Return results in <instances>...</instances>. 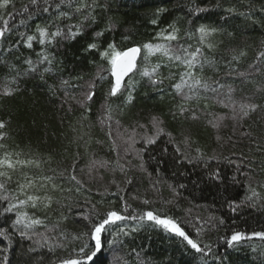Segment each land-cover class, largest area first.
I'll use <instances>...</instances> for the list:
<instances>
[{
  "label": "trees",
  "instance_id": "1",
  "mask_svg": "<svg viewBox=\"0 0 264 264\" xmlns=\"http://www.w3.org/2000/svg\"><path fill=\"white\" fill-rule=\"evenodd\" d=\"M97 2L99 7L93 12L95 20L84 21L81 35L75 39L58 40L54 47L47 48L54 59L52 70L45 73L43 79L38 74L20 75L17 78L18 90L13 95L0 94V122L5 123L0 132L6 134L5 139L0 141L5 145L0 149V157L8 152L13 154V160H34L41 164L40 168L35 164L18 165L12 172V181L7 185L9 193H17V182L26 183L25 174L34 178L55 176L56 183L65 188L74 187V182L70 183L67 179L73 167L85 185L79 193L75 190L63 194L50 193L62 205L69 207L53 203L46 211L32 208L18 210H26L30 215L41 218L49 217L46 221L49 227L63 212L68 220L61 224V229L84 234L90 231V225L83 215H92V205L102 219L110 210L122 211L126 202L130 206L129 213L141 214L152 210L161 216L176 219L194 238L196 229H202L200 239L213 245L222 258V264H264V241L253 238L241 242L236 248L226 245L233 232L250 235L254 231H264V187L261 186L264 185V65L257 63L259 53L264 51V0ZM26 5L31 11L29 0H11L6 9H0V14L11 13L14 17L10 20V25L14 26L13 33L0 45L4 49L0 54L3 61L0 63V84L16 76L17 71L23 73L27 67L24 63L26 59H39L37 54L42 46L34 42L33 48H27L20 33L32 34L35 25L43 26L46 22L53 29L57 25L64 28L67 24L78 23L79 14H73L70 20H55L53 12L51 18L48 14H40L26 21V25H20L19 21L27 17V13L21 11ZM61 10L72 13V9L66 6ZM109 24L112 25L111 30H108ZM169 26L179 30L180 43L194 47L200 27L215 29L206 38L207 42L215 45L214 51L205 49V52L216 64L205 67V76L220 79L221 82L227 79L236 88V100L250 98L248 102L260 107L244 120L225 119L219 128L212 127L208 121L230 113L211 99L192 102V106L197 108L198 120L186 118L187 114L173 118L172 113L180 101L171 89L175 81L165 79L163 85L154 87L147 78H142L138 73L144 66L143 50L137 69L131 75L134 85L131 103L127 100V92L109 99L108 91L114 80L105 71L110 65L101 59V52L112 43L117 49L126 50L148 42H162L156 37L164 29L171 31ZM99 32L103 35L98 36ZM93 43L97 48L89 49L88 46ZM9 47L12 51L7 50ZM241 51L246 55L241 56L238 63L232 61L229 64L232 56L239 55ZM160 59L158 55L152 56L149 63L155 64ZM253 64L257 66L252 67ZM226 66L245 73V76L226 77ZM44 67L48 65H40L41 70ZM216 68L219 70L216 71ZM160 71L165 77L169 74V69L165 67H161ZM98 74L105 78L99 79ZM65 80L69 82L67 85L62 84ZM89 92L95 93L91 100L87 99ZM106 101L112 108V120L108 122L112 126L111 138L107 134V124L102 123ZM205 103L208 104L207 109L200 111ZM153 117L163 121L164 132L171 133L175 144L163 134L155 145H147V150L141 153L147 169L143 171L135 151L125 154L128 145L117 136V129L125 139L135 129L139 142L134 147L141 149L145 146L141 139L145 129L139 125H147L149 134H152L150 121ZM185 137H190L191 141L188 154L195 156V149L199 148L204 154L203 159L192 163L177 162L179 155L175 147L178 145L184 151L182 141ZM113 139L116 141L115 150ZM165 148L167 152H164ZM92 161H96L97 166L91 168L89 175ZM101 163L105 166L100 167ZM119 165H124L126 171L122 172ZM215 172H219L218 179L210 176ZM128 178L131 184L126 183ZM117 184L122 191H118ZM181 184L185 187L180 188ZM249 184L261 193L262 199L256 202V207L244 203L233 212L230 202L240 204L244 201L245 196L250 194ZM27 191L44 195L38 187ZM23 198L19 196V199ZM144 199L150 203L145 205ZM6 204L0 202V213H3ZM14 218L15 211L0 214V230L7 228L12 234L11 244L0 237V264H5V258L7 264H61V260L69 254L75 256L84 244L89 245L86 251H91L87 235L71 243L64 242L66 247L52 250L47 246L39 247L34 241L39 239L38 233L45 229L30 230L33 239L28 240L21 237L18 231L13 232L11 223ZM120 227L129 234L122 235L120 242L105 247L102 255L98 254L104 264H203V258L194 254L186 242L153 226L150 221L119 222L112 226V232ZM134 228L138 230L132 231ZM48 235L56 236L58 232ZM111 235V232L105 233L108 239ZM30 248L36 250L30 251ZM90 264H95V260ZM209 264L213 262L209 260Z\"/></svg>",
  "mask_w": 264,
  "mask_h": 264
},
{
  "label": "snow or ice",
  "instance_id": "2",
  "mask_svg": "<svg viewBox=\"0 0 264 264\" xmlns=\"http://www.w3.org/2000/svg\"><path fill=\"white\" fill-rule=\"evenodd\" d=\"M11 0H2L0 3V9H6ZM29 3L32 7L28 5L22 8V13H27L26 19H21L19 21L20 25H26V21L32 20L36 15L48 14L51 18L53 12L55 13V20L61 19H71L73 14L78 15V23L67 24L64 28H61L57 25L54 29L51 24L47 22L41 26L40 24L35 25V31L32 34L20 33L21 39L24 42V45L31 49L33 48L34 42L42 46V50L37 54L39 59L33 61L32 59H26L24 63L27 65L23 73L17 71L16 76L11 79H6L0 84L2 88V95H13L15 91L18 90L17 78L20 75L24 74H38L41 79H43L44 74L50 72L51 65L53 63V57H50L47 52L48 47H54L58 40H69L75 39L76 36L82 34V27L84 21L89 19L95 20L93 12L99 7L97 0H29ZM66 6L69 9H72L70 14L68 11H62V7ZM50 9L52 11H50ZM197 11H205V9H197ZM229 11H233L229 9ZM7 16L8 18H5ZM11 13H2L0 14V45H3L6 42V38L13 33V25H10V20L13 19ZM155 23V21H153ZM171 31L167 29L162 30L158 36L157 40L162 41L158 43L148 42L143 45H137L130 47L126 50L117 49L114 43L109 44L107 49L101 52V59L106 60L110 67L105 69L108 71L114 81L111 84L108 91V98L117 97L124 92H127V100L131 103L133 97L131 94V89L134 85L132 83V77L130 73H133L137 69V59L140 57V54L143 50V61L144 66L140 68L139 75L142 78H147L148 82L154 87H158L164 84L165 79L174 80L175 82L171 85L172 92L176 97L180 98L179 103L176 105V111L172 113L173 118L177 116L190 118L192 120H198L200 117L197 114V108L192 106V102L208 99L213 100L216 104L227 109L230 115H221L214 120L208 121L214 128H219L220 124L225 119L244 120L250 116L251 113L255 112L260 105L248 102V99L245 100H236L234 98V93L236 88L232 83L228 82L225 79L221 82L220 79L213 80L211 76H205L204 70L205 67H213L216 64L212 58H210L205 49L208 52L214 51L215 45L207 42V37L214 33L215 29H205L204 27L199 28V37L197 40V45L194 47L191 44H182L180 43V37L178 36L179 30L173 26H169ZM112 25L109 24L108 30H111ZM66 29V30H65ZM98 36L103 35V32L97 33ZM175 42V43H173ZM19 47V43L16 45ZM89 49H96L97 45L95 43L90 44ZM8 51H12V48L9 47ZM4 51L3 48H0V54ZM158 55L161 59L155 64L149 63V58L152 56ZM246 55L244 51H241L239 55H233L229 64L232 61L237 63L240 60L241 56ZM264 51L260 52L257 57V63L264 65ZM3 61L0 60V63ZM47 64L48 67L40 69V65ZM256 64H253L252 67H256ZM165 67L169 69V74L165 77L160 69ZM225 72L226 77H244L245 73L238 72L235 68L227 67ZM172 69H177L178 71L173 72ZM219 69L216 68V71ZM125 77H128V80L125 81ZM98 78L103 80L105 77L98 74ZM69 82L67 80L62 81L63 85H67ZM92 87H95L93 85ZM158 90H162L159 89ZM94 92H89L87 94V99L91 100ZM208 104H204V108L200 111L206 110ZM112 108L111 104L106 101V112L105 118L102 120V123H106L108 127V136L112 137V126L109 121L112 120ZM119 124V121L116 122ZM153 132L149 134L147 125H139V127L144 128L145 131L141 135V139L144 141V147L141 149H135V144L138 143L136 136L138 133L135 129L127 136L125 139L123 133H120L117 129V136L128 145V148L125 149V154L127 155L130 151H135L137 156L140 158L141 163L139 165L140 169L147 171L145 168L143 157L141 153L147 150V145H155L157 139L160 135L166 134L169 137V142L175 144L174 138H172L171 133H165L162 127L163 121L159 117H153L150 121ZM5 128V123L0 122V129ZM127 131V130H125ZM6 134L0 132V141L5 139ZM184 145V151H182L180 146L175 147V152L179 155V160L177 162L187 161L192 163L194 160L203 159L204 154L199 148L195 149L196 155L190 156L187 152V149L191 146L190 137H185L182 141ZM113 150L116 148L115 139L112 140ZM5 145L0 143V149H3ZM164 152H167V149H164ZM12 153L5 152L2 157H0V202H7L6 206L3 208V213H11L15 211V218L11 223V228L13 232L18 231L20 236L28 240L33 239V235L29 234L30 230L34 231L36 228H44V232L38 233L39 239L34 241V244L39 247L47 246L49 250H52L55 247H66L64 242L71 243L72 241L80 240L82 235H87L89 241L91 242V251H86L89 247L88 244L82 245L75 256L69 254L67 258L61 260V264H90L95 260V264H104V261L99 259L98 254L102 255V250L105 247L111 246L120 242V237L122 235L126 236L129 233L124 230V228H117L112 232V226L119 224V222L126 221H150L153 226H157L160 229L166 231L169 234L174 235L181 239L182 242H186L194 254H199L203 258V264H209V260L216 264L219 260L222 264V258L218 256L215 252L213 245L210 243H203L200 239L201 230L196 229L195 238L188 233L185 228L181 225L179 221L170 217V216H161L158 213H154L152 210L144 211L141 214H132L129 213V207L126 202L122 211L110 210L104 217L99 218L98 213H95V205H92V215H83V219L87 220L90 225V231L84 234H75L67 232L61 229V224L66 223L68 220L67 215L63 212L60 213V216L52 224L51 227L46 223L49 217L45 216L43 218L35 216V214L30 215L28 211H20L18 209H37L39 211H46L51 208L53 203L57 204L60 207H69L68 205H62L61 201L54 199L53 195L50 193L60 192L61 194L68 192L71 193L74 190L79 193L81 188H84V182L78 178L75 174V168L73 167L72 171L67 176L68 181L74 182V187L65 188L63 185L56 183L55 176L41 175L38 177H30L25 174L26 183H19L16 194H11L8 191L7 185L12 181V172H15L17 166H29L35 164L37 168L41 167L40 162L34 160H13ZM19 155V154H17ZM119 155V154H118ZM119 164V161H117ZM96 161H92L90 166L89 175H91V168L96 167ZM100 167L105 166L104 163L99 165ZM122 172L126 171L124 165H119ZM7 169V170H5ZM63 175V173H59ZM151 176V173H148ZM212 178H219V172L211 173ZM113 183H116L113 181ZM126 183L131 184L132 181L130 178L126 180ZM264 187V185H261ZM39 188L44 191V195H38L35 193H30L27 190L32 188ZM180 188H184L185 185L181 184ZM118 191H122L117 184ZM175 192V189L173 190ZM248 195L245 196L244 201L240 204L235 201L230 202L229 207L233 212L241 207L242 204L247 203L251 207H256V202L261 200V193L257 191L255 187H252L251 184L248 185ZM179 195L178 192L175 193ZM101 195H103L101 193ZM19 196H23V199H19ZM67 199V197H66ZM145 205L149 204L150 201L147 199L143 200ZM171 203V201H169ZM0 213V214H3ZM128 213V214H125ZM223 219L220 220V223L223 224ZM195 227V226H194ZM138 229H132L136 231ZM58 232V235L50 237L48 233ZM111 232V239H108L105 236V233ZM0 237L4 240H7L9 244L12 243V234L9 233L7 228H2L0 230ZM253 238H258L261 241H264V231H254L250 235L244 232H233L229 239L226 241V245L229 247L236 248L243 241H250ZM30 251H35V248H30ZM139 256V253H137ZM5 264H7V259L5 258Z\"/></svg>",
  "mask_w": 264,
  "mask_h": 264
},
{
  "label": "water",
  "instance_id": "3",
  "mask_svg": "<svg viewBox=\"0 0 264 264\" xmlns=\"http://www.w3.org/2000/svg\"><path fill=\"white\" fill-rule=\"evenodd\" d=\"M140 57H141V54H140ZM140 57H138V59H137V66H138V61H139ZM134 72H135V71H134ZM134 72H133V73H134ZM133 73H130V76H131ZM127 78H128V77H125V80H126ZM113 80H114V77H113Z\"/></svg>",
  "mask_w": 264,
  "mask_h": 264
}]
</instances>
